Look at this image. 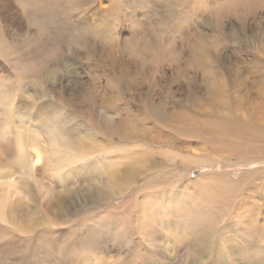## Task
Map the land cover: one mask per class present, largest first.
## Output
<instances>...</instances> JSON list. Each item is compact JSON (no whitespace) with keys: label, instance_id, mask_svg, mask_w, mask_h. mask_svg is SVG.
Returning <instances> with one entry per match:
<instances>
[{"label":"rangeland","instance_id":"374dc122","mask_svg":"<svg viewBox=\"0 0 264 264\" xmlns=\"http://www.w3.org/2000/svg\"><path fill=\"white\" fill-rule=\"evenodd\" d=\"M58 1L0 0V264H264V0Z\"/></svg>","mask_w":264,"mask_h":264},{"label":"bare ground","instance_id":"6f19581e","mask_svg":"<svg viewBox=\"0 0 264 264\" xmlns=\"http://www.w3.org/2000/svg\"><path fill=\"white\" fill-rule=\"evenodd\" d=\"M19 7L21 8V10L27 9V5L29 6L28 2L29 1H34V9L31 13L33 19L32 21L34 22V24L38 25V32L40 33V37H44V36H48L46 38H48V41H51V37L50 36H54V39L57 40V38L64 36V39L67 41H71L73 43L78 42V40L86 35H91L92 33H88L84 30H75L73 25L67 20V16L65 13V10L62 6V3H60V1L58 0H16ZM30 7V6H29ZM28 7V8H29ZM28 12V11H27ZM24 14V13H23ZM26 16V15H25ZM6 21V20H5ZM32 23V22H31ZM36 27V26H35ZM72 29V30H71ZM67 31H71L70 33L66 32ZM89 31V30H88ZM53 34V35H52ZM63 34V35H62ZM13 35V34H12ZM63 39V38H62ZM47 40V39H46ZM7 41V40H6ZM6 41L4 40L3 37L0 36V54L5 56L8 55L6 58H11L13 56H15V54H12L10 51V48L8 47V45L6 44ZM45 41V40H44ZM47 41V43H48ZM60 41V40H59ZM10 43V42H9ZM14 43V42H13ZM51 46V42L50 44H46L45 46ZM23 46V45H22ZM26 46V45H25ZM47 46V47H48ZM18 47V46H17ZM26 49V48H25ZM28 50V48H27ZM21 51H23V53L27 52L24 49H21ZM53 52V51H52ZM20 55V54H19ZM27 55V54H26ZM25 55V56H26ZM43 56V55H42ZM14 58V57H13ZM22 59V58H21ZM27 67V66H26ZM42 68L40 67V70ZM110 101V100H109ZM107 102V100H106ZM106 105V104H105ZM110 105V104H109ZM107 107V106H106ZM105 107V108H106ZM57 120L60 121H64V119H62V117H57ZM61 122V123H62ZM103 122V121H102ZM101 122V124H102ZM123 125V124H122ZM121 126V125H120ZM98 127V125L96 126ZM101 131V128H100ZM96 133V132H95ZM91 135V134H90ZM78 140V139H77ZM74 141H71L70 139L63 141L62 145L61 142L58 144L59 149L57 150V154L60 156L61 159H68L71 160L74 158V155L71 153L72 147ZM80 143V142H79ZM151 159V158H150ZM152 162V161H151ZM97 167V166H96ZM114 167V165H113ZM118 167V166H117ZM116 168V167H115ZM118 169V168H117ZM123 179V178H122ZM127 184H129V180L127 179ZM125 183V181H123ZM130 185V184H129ZM130 187V186H129ZM113 195L110 194V197L112 198ZM107 199H109L107 197ZM9 210V209H8ZM11 210V209H10ZM17 212V211H16ZM12 213V212H11ZM15 212L13 211V214ZM88 235L86 237L87 240V248L89 249H94L91 251H97L98 253H105L107 250V246L106 244H103L101 238L103 235H101V233H99L100 229H97L94 227L93 224H90L88 227ZM97 229V230H96ZM90 231V232H89ZM152 233V232H151ZM130 234V233H129ZM99 235V236H98ZM101 235V236H100ZM136 247V246H135ZM136 250V249H135ZM134 250V251H135ZM136 252V251H135ZM134 252V253H135ZM201 256V253H199ZM103 255V254H102ZM100 254H98V256L96 257V260L99 264H103L105 262H103L104 257H100L102 256ZM104 256V255H103ZM135 256V255H134ZM139 256V255H138ZM100 257V258H99ZM131 257V256H130ZM134 259V258H133ZM139 259V258H138ZM86 260V259H85ZM81 261V259H80ZM88 262V261H87ZM134 262V261H133ZM193 262V261H192ZM77 264H82V262L77 263ZM127 264V263H126Z\"/></svg>","mask_w":264,"mask_h":264}]
</instances>
